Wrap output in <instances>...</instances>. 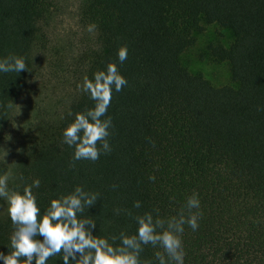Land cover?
I'll use <instances>...</instances> for the list:
<instances>
[{
	"label": "trees",
	"instance_id": "obj_1",
	"mask_svg": "<svg viewBox=\"0 0 264 264\" xmlns=\"http://www.w3.org/2000/svg\"><path fill=\"white\" fill-rule=\"evenodd\" d=\"M59 7L60 0H0V59L15 54L27 69L0 72V148ZM79 19L86 28L95 25L79 58V85L109 62L127 80L113 90L102 118L112 121L111 151H101L95 162L74 161V148L63 142L75 114L94 107L77 86L28 135L9 190L23 194L39 179L32 192L42 214L76 186L98 193L81 218L94 220L93 235L110 243L121 232L136 234V215L168 220L197 193L199 227L185 224L180 236L184 264H264V0H80ZM202 23L231 31L229 46L210 44L208 57L227 62L236 87L214 86L181 65ZM121 46L128 50L123 63ZM7 171L0 159V175ZM13 231L8 208L0 207V252L6 255ZM158 251L144 245L140 260L159 264ZM62 255L47 264H63Z\"/></svg>",
	"mask_w": 264,
	"mask_h": 264
},
{
	"label": "clouds",
	"instance_id": "obj_2",
	"mask_svg": "<svg viewBox=\"0 0 264 264\" xmlns=\"http://www.w3.org/2000/svg\"><path fill=\"white\" fill-rule=\"evenodd\" d=\"M94 29L95 25L88 28L90 32ZM127 56V47L121 46L118 49L119 62L123 63ZM22 71H27L22 57L10 54L0 59V72ZM126 85L127 80L112 62L107 64L106 70L94 73L92 80L85 76L83 83L78 85L94 101V107L75 114L74 121L63 130V142L74 148V161L95 162L101 151L110 153L107 138L112 121L110 117L102 118L110 106L113 90L119 92ZM9 175L0 176V197L8 203V215L14 226L10 236L11 252L7 255L0 252L3 264H22V261L23 264H47L50 257L61 253L63 264H150L149 261L140 260L143 246L149 244L163 249V253H155L159 264H184L185 253L180 238L183 226L187 224L196 231L202 215L198 194L193 193L178 216L164 220L154 219L148 212L136 215V234L121 232L119 237L113 236L110 243L106 238L93 235L92 230L96 227L94 220L81 218L86 209L94 206L98 193L86 192L76 186L73 192L52 199L42 214L32 192L33 187H40L39 179L25 186L23 194H20L9 190ZM149 179L154 181L155 177L150 176ZM133 206L139 208L140 202H134ZM119 211L116 210L117 213ZM128 214L131 215V212ZM117 239L119 244H116Z\"/></svg>",
	"mask_w": 264,
	"mask_h": 264
},
{
	"label": "rangeland",
	"instance_id": "obj_3",
	"mask_svg": "<svg viewBox=\"0 0 264 264\" xmlns=\"http://www.w3.org/2000/svg\"><path fill=\"white\" fill-rule=\"evenodd\" d=\"M79 2L60 0L59 10L46 31L45 48L37 53L33 76L14 107L0 148V159L8 166L9 178L35 125L57 110L75 92L81 80L79 58L91 43L93 33L79 19ZM193 36V45L180 55L181 65L190 73L201 74L214 86L236 87L227 62L216 63L208 57L210 44L229 46L233 40L231 31L215 23H202V29L194 31ZM0 207L2 211L8 208L4 198Z\"/></svg>",
	"mask_w": 264,
	"mask_h": 264
}]
</instances>
